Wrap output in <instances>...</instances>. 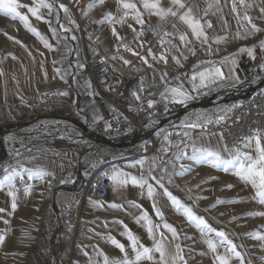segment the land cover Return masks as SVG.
I'll use <instances>...</instances> for the list:
<instances>
[{
  "label": "crops",
  "instance_id": "crops-1",
  "mask_svg": "<svg viewBox=\"0 0 264 264\" xmlns=\"http://www.w3.org/2000/svg\"><path fill=\"white\" fill-rule=\"evenodd\" d=\"M34 2L31 0L30 6ZM48 2L53 4V9L51 12L47 8L40 9L43 20L36 19L27 10L21 13L28 16L31 26L47 39L51 47H45L39 36L24 27V37L10 38L5 41L6 53L0 50V128L9 130L3 137L8 159L0 162V179L5 175V166H15L19 161L25 167H42L53 173L56 192L50 203L43 202L44 180L28 179L25 175L23 180L18 178L16 181L17 207L12 209L7 186L0 188V209H4L0 212V236L4 237L0 243V264H104V255L110 261L135 260L128 231L137 238V247L154 248L160 241L169 260L176 255V245H179L186 264H219L218 255H228L229 264H264V240L257 238V235H264V216L247 214L242 220L235 217L238 221L232 222L233 216L240 211L264 212V205L258 198L254 199L255 189L240 180L232 168L225 171L223 167L189 158L193 142L197 147H210L229 158L231 150L224 151L218 134L202 133L196 140L182 145L172 142L165 133L157 141L156 155L135 158L127 154L139 151L140 144L118 147L106 141L95 143L90 134H85L77 121L67 114L68 104L76 101L89 121L101 131L107 129L105 116L111 111L109 106L88 102L85 98L93 90L90 77L84 70L85 57L94 53L108 57V84L110 89H115L120 83L125 60L112 53L124 39L136 36L140 24L131 14L124 23L116 22L124 11L118 0H105L103 4L96 2L87 11L98 22L103 21L99 22L100 30L94 33L86 30L82 38L68 12L59 7L63 4L61 0ZM131 2L136 3L144 23L161 21L143 8L141 0ZM212 2L214 0L186 2L202 23L211 21L212 27H205L207 42L196 39L186 24L173 17L169 22L173 40L161 53L167 57V63L160 59L161 54L152 57L145 51L143 58L147 63L143 59V66L128 76L122 98L132 92L149 91L157 101L159 117L182 112L184 117L210 121L241 103L254 87H264V68L261 67L264 48L260 47V42L264 41V13L260 11L264 8V0H245L250 6H237L239 15L232 11V0H219L220 10L214 7L205 16V9ZM109 12L115 18L112 22L105 19ZM245 12L260 31H253L247 21L241 19ZM113 28L118 36L113 34ZM181 34H187V41L179 39ZM217 37L224 39L217 42ZM241 48H253V56L241 52ZM213 59L221 61L227 76L223 82H218L215 77L206 79L201 85L198 73L213 68L210 65ZM172 87L186 92L189 99L183 103L174 100L170 93H165V88ZM42 91H56L59 98L41 103L38 97ZM165 136L168 140L164 139ZM260 136L264 144V135ZM28 138L34 139L36 145H26ZM125 141V138L116 139L118 145ZM186 150L191 154L177 160V154L186 153ZM242 152L255 156V141L250 146L246 142ZM103 156L109 158L108 174L111 176L114 170L128 173L129 183L119 185L113 182L110 195L104 200L84 199L81 218L86 229L74 236L62 235L58 223L70 203L69 184L73 182L80 186L86 183L95 171L101 170L102 165L95 166L94 163ZM141 160L144 161L143 167L137 163ZM142 175L162 178L164 186L172 189L171 193L183 204L204 217L212 228L223 230L236 245L240 256L226 252L215 233H202L189 222L154 180L148 181L155 188L153 197L147 195L146 186L142 189L131 184V176L139 178ZM29 185L32 187L27 190ZM113 203L122 207L113 208ZM154 203L163 218L156 215ZM145 212L152 221V234H149L145 220L139 219L138 222ZM165 222L176 229V237L164 227ZM237 227L252 229V233H241L243 230L236 231ZM113 238L125 246L124 252L112 244ZM209 238L217 244L215 253L206 243ZM247 243L253 244L252 249L245 247ZM151 255V260L145 258L138 264H161L159 253L153 251ZM179 264L184 262L179 261Z\"/></svg>",
  "mask_w": 264,
  "mask_h": 264
},
{
  "label": "built area",
  "instance_id": "built-area-1",
  "mask_svg": "<svg viewBox=\"0 0 264 264\" xmlns=\"http://www.w3.org/2000/svg\"><path fill=\"white\" fill-rule=\"evenodd\" d=\"M190 1L192 0H185V2ZM61 2L67 7L70 20L75 24L76 31L82 38L86 30L93 33L100 30V23L87 11L92 0H61ZM236 2L239 6V0ZM172 18V16H168L155 24L149 22L140 24L134 38L127 37L116 46L112 55L131 63L125 64L121 68V80L115 89H110L108 84V57L102 53L86 55L84 70L90 77L93 90L86 94L85 98L88 102L106 103L109 106L111 111L105 116L107 124L105 131L99 130L94 122L86 118L84 112L78 108L76 101H71L68 104L67 114L74 118L81 127L97 137L111 140L125 138L126 146L140 144L141 149L128 153L129 157L140 158L156 155L158 152L157 141L165 133L168 134L172 142L185 145L189 141L196 140L199 134L215 132L220 135L224 149L227 146L228 150L238 148L241 152L244 151L247 138L254 137L257 130L260 135H264V87L254 88L241 103L226 113L214 116L210 120L211 123L197 120L194 117H184L177 112L159 117L157 101L149 91L135 92L140 97L139 100L133 95L134 92L122 98L128 76L143 66V59H141L143 53L145 51L149 53V49H151V54H149L155 57L171 44L173 38L169 22ZM165 33L170 35L166 36ZM161 40L164 41L163 44H161ZM125 45L132 51H128ZM133 53H138V55ZM210 65L218 70L217 81L223 82L227 75L221 61L213 59ZM38 98L41 103L53 102L59 98V93L42 91ZM149 100L154 101L152 107L148 106ZM220 117L223 119H219ZM191 123L199 124L201 127L188 128L187 125ZM157 130H159L158 134ZM185 132L188 133L187 136L184 135ZM166 148L170 149L169 146ZM186 154L190 155L191 152L186 150ZM99 172L101 171H95L83 185L75 186L73 182L69 184L71 187L70 203L59 217L58 223V229L62 235L74 236L86 229L81 218L84 199L104 200L110 195L113 181L110 179V175L101 176ZM55 192L56 185L52 176L45 177L42 201L50 203Z\"/></svg>",
  "mask_w": 264,
  "mask_h": 264
},
{
  "label": "snow or ice",
  "instance_id": "snow-or-ice-1",
  "mask_svg": "<svg viewBox=\"0 0 264 264\" xmlns=\"http://www.w3.org/2000/svg\"><path fill=\"white\" fill-rule=\"evenodd\" d=\"M98 2L100 4H103L105 0H94L93 3H89L88 8L91 9L95 6V3ZM143 8L148 11L150 15H156L161 20L166 19L168 16L172 17H178L180 21H182L184 24L188 26V28L191 30L192 35L200 40L202 39V42H207L208 36L205 31V27L211 28L212 24L211 21H205L204 23L201 22V18L197 17L193 13V8L188 6L185 2V0H170L169 7L165 8L161 6V0H141ZM240 5L244 6L245 8L249 7L250 5L245 3V0H239ZM118 4L122 7L123 15L120 17V19L116 22L118 23H124L125 19L131 14L132 18L136 21L137 24L143 25L144 20L142 18V13L138 9L136 3L131 2V0H118ZM21 7L27 8L28 12L31 13L33 17H35L38 20H43V16L40 14V9L47 8L49 12L53 9V4L49 3L48 0H38V2H34L33 5H22L18 3V0H0V13H3L5 16H10L12 19H19L21 22H23L24 27L28 29L33 34L40 37V39L44 42L45 47H51V45L48 43L47 39L42 36L39 31L32 27L29 23V19L27 15L22 14L18 9ZM60 8H62L65 12L68 11L67 7L63 4L59 5ZM216 8L217 11H219V0H214V2L209 3L207 9H205L204 15L207 16L209 10L212 8ZM232 11L236 12L237 15L239 13L237 12V2L236 0H232ZM261 13H264V8L260 9ZM87 15V13H85ZM105 19H107L109 22H112L115 18L112 16V13H107ZM244 21H247V24L251 26V29L253 31H260L254 23H252V18L245 12L244 16L241 18ZM103 22V21H99ZM131 28L132 25H129ZM175 28V25H173ZM135 31V29H133ZM53 32H55V29H52ZM112 32L114 35L118 36V33L116 32V29L113 28ZM165 35H170L169 33H165ZM239 36V33H237ZM75 37H73L74 39ZM179 39L181 41H187V34H181ZM224 39L223 37H217L216 40L219 42L220 40ZM164 41L161 40V44H163ZM126 49L128 51H132V49L127 48V45H125ZM255 47V46H253ZM260 47L264 48V41L260 42ZM241 52H247L249 56H253V48H241ZM149 53L151 54V49H149ZM134 55H138V53H133ZM144 62L147 63V60L145 58ZM160 59L163 60L165 63H167V57L161 54ZM125 64L131 63L128 60L124 61ZM177 63H179V60H177ZM233 63L235 61L233 60ZM262 68H264V64L261 65ZM59 71V70H57ZM166 75V73H165ZM201 85L204 83L206 79L215 78L218 75V70L214 68L205 69V71L198 73ZM164 77L162 76L161 79ZM196 79V75L193 76V80ZM165 93H170L172 98L174 100L178 99L180 103L185 102L187 99H189V96L186 92L182 91L180 88L172 87V88H165ZM165 93H161L162 96L165 95ZM61 95H67V93H61ZM133 95L136 97L137 100L140 99V97L134 92ZM167 98V97H165ZM154 101L149 100L148 106L152 107ZM219 119H223V117H220ZM219 119L216 121L219 122ZM211 123V121H209ZM110 127V125H108ZM188 128H196L201 127V125L196 123H191L187 125ZM184 135H188L187 132L184 133ZM165 140H168V136L164 137ZM255 141V152L256 155L253 156L248 152H241L238 148H234L229 153V158H225L220 151L214 150L210 147H197L196 144L193 142L191 144L192 147V155L189 157L190 159L197 161V162H207L211 163L215 167H223L225 171H228L229 168L234 169L235 175L239 177L240 180L244 181L247 184H250L255 189V197L254 199L258 198V201L260 204L264 205V144H262L261 136L259 134V130H257V134L254 137L247 138V145L250 146L252 144V141ZM187 147V146H185ZM164 151H167V149H164ZM224 151H229L227 149V146H225ZM17 156L20 155L19 152L16 153ZM186 153L181 151L179 154H177L176 159L180 160L185 156ZM32 159H35V157H32ZM137 163L140 164L141 167H143L144 161H138ZM135 167V165H133ZM184 166L181 165V168ZM187 169H185L186 171ZM5 175L3 179H0V188H4L7 186L8 188V195L12 198V209H15L17 207L16 204V181L19 178L20 180H23L25 178V175L28 179H39L44 180L45 177L53 175V173L45 170L42 167H36V168H28L25 167L22 163L17 161V164L15 166L13 165H7L4 168ZM182 174V173H181ZM105 175H108L105 173ZM129 175L128 173H124L120 170H114L110 176V179L119 185H126L129 183ZM149 179L154 180L156 182V185H158L160 188L163 189L164 195H166L172 205L175 207V209L178 212H182L183 215L187 218V220L191 223H193L202 233H215L217 237L220 238V243L225 246L226 252H231L233 255L239 257L240 253L236 251V245L233 244V242L227 237L226 233L223 230H217L215 228H212L211 225L207 223L204 217L198 216L193 209L185 205L181 202V200L173 195L162 183V178H157L155 176H140L137 178L136 176H131L130 181L133 186H138L140 188L147 187V195L149 197H153L155 195V188L154 186L149 183ZM63 182V181H62ZM171 182V181H169ZM31 185L28 186L27 190L31 189ZM228 187H231L229 185ZM132 203V202H130ZM113 208H119L122 207V205H118L113 203L111 205ZM137 207H139L137 205ZM153 208L155 209L156 215L163 218V213L159 209V207L156 206V204H153ZM4 211V209H0V212ZM250 215H261L264 216V212L260 213H250ZM143 219L147 222L148 225V232L149 234H152L153 232V225L152 221L149 218L147 212L143 214L142 217L138 218ZM122 223V222H121ZM126 227V226H125ZM158 227V225H157ZM164 227L167 228L171 233L173 237L177 236L176 229L168 224L164 223ZM128 240L131 242L132 249L135 251V260L131 259H123V260H116V261H110L109 257L107 255H104V264H138L141 260L147 258L151 260L153 257L151 253L153 251L159 253L160 255V262L161 264H177V261H183L184 264H186V261H184V257L181 254L182 249L179 245H176V255L169 260L166 256V250L164 245L157 241L154 248H149L143 245H140L137 247L138 241L137 238L128 231L127 233ZM258 239L264 240V235H257ZM4 240L3 236H0V243H2ZM112 244L115 245L121 252L125 251V246L120 243L119 241L115 240L114 238L111 240ZM209 249L212 252H216L217 250V244L213 241V239L209 238L206 241ZM125 257H127V253H125ZM216 259L219 261V264H229L230 257L228 255H218Z\"/></svg>",
  "mask_w": 264,
  "mask_h": 264
},
{
  "label": "rangeland",
  "instance_id": "rangeland-1",
  "mask_svg": "<svg viewBox=\"0 0 264 264\" xmlns=\"http://www.w3.org/2000/svg\"><path fill=\"white\" fill-rule=\"evenodd\" d=\"M30 1L31 0H18V3H20L22 5H29L30 6ZM32 2H34V0H32ZM161 6H163L165 8L171 6L170 0H161ZM25 10H27V8H24V7H21L20 9H18V11H20V12L25 11ZM24 29L25 28H24L23 22H21L18 18L12 19L10 16H5L3 13H0V50H1V52L6 53L7 49L5 47L6 46L5 41L9 40L10 38H19V37L22 38V37H24L22 35L24 32ZM21 132H23V131H21ZM25 144L29 145V146L36 145V144H34V139H30V138H28V140ZM37 145H39V143ZM135 152H137V151H135ZM126 158H128V157H126ZM108 159H109L108 157L103 156V157L99 158L96 163H94L95 166L97 164L102 165L101 170H100L101 172H99L101 176H107V175H105V173L108 174L109 169H106V168H109V165H108L109 162H107ZM168 189L170 192H172V189H170V188H168ZM250 213H252L250 210L240 211V212L236 213L233 217L234 218L236 217L239 220H242L243 216L250 214ZM202 214H204V213L202 212ZM236 218L232 219L233 223H236L238 221ZM231 229L233 230V228H231ZM237 230H243V231H241V233H252V229H247L244 227H237L236 231ZM236 231H234V232H236ZM252 246H253L252 243L245 244V247H247L249 249L250 248L252 249ZM247 248L244 250L247 251ZM177 263L179 264V261H177Z\"/></svg>",
  "mask_w": 264,
  "mask_h": 264
},
{
  "label": "water",
  "instance_id": "water-1",
  "mask_svg": "<svg viewBox=\"0 0 264 264\" xmlns=\"http://www.w3.org/2000/svg\"><path fill=\"white\" fill-rule=\"evenodd\" d=\"M254 88H256V87H254ZM177 114L184 115L182 112H177ZM81 128L83 129L85 134H90V136L92 137V140L95 141V142L99 143V142L106 141L109 145L118 146V147H122V146H126L127 145V144H124V143L118 145L116 140H111V139L103 138V137H97L93 133L85 130L83 127H81ZM8 133H9L8 129L0 128V162L6 161L8 159V153H7V149H6V146H5V143H4V139H3L4 135H6Z\"/></svg>",
  "mask_w": 264,
  "mask_h": 264
},
{
  "label": "bare ground",
  "instance_id": "bare-ground-1",
  "mask_svg": "<svg viewBox=\"0 0 264 264\" xmlns=\"http://www.w3.org/2000/svg\"><path fill=\"white\" fill-rule=\"evenodd\" d=\"M213 133H215V132H213ZM216 134H218V133H216ZM219 135V134H218ZM219 137H220V135H219ZM224 148V147H223Z\"/></svg>",
  "mask_w": 264,
  "mask_h": 264
}]
</instances>
